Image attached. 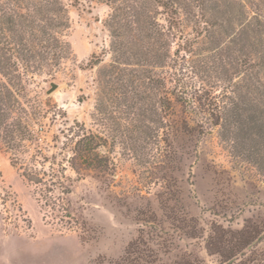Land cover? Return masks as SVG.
<instances>
[{"label":"rangeland","instance_id":"obj_1","mask_svg":"<svg viewBox=\"0 0 264 264\" xmlns=\"http://www.w3.org/2000/svg\"><path fill=\"white\" fill-rule=\"evenodd\" d=\"M0 180V264H264V0H0Z\"/></svg>","mask_w":264,"mask_h":264},{"label":"trees","instance_id":"obj_2","mask_svg":"<svg viewBox=\"0 0 264 264\" xmlns=\"http://www.w3.org/2000/svg\"><path fill=\"white\" fill-rule=\"evenodd\" d=\"M27 130V129H26ZM20 133L22 132V129H18ZM23 137V136H22ZM27 139V138H26ZM100 145V143L97 141V137L82 131V134L76 138L73 147L71 148L72 156L68 157V161L70 163V167L73 170L78 169L77 160H80L81 163H83V169H94V170H105V160L99 155L98 152H96L97 146ZM26 157L19 158L17 157L15 161H12V163L18 162V168L21 172V175L30 183L36 184L37 186H40V198H43V205L44 206H50L54 207L57 203L58 198L51 196L52 187L56 186V184H59L61 186V181H58L56 179L52 180L53 177H55L56 171L51 170L52 168L49 167V172H45V170L38 169L37 166H35L33 163L31 165H28V163L24 160ZM32 159V158H31ZM28 161V160H27ZM40 172L43 175L51 176L48 181H46L40 174ZM55 172V173H54ZM60 177H64V169L60 167ZM43 189V190H42ZM61 193L63 195H66L71 192V190L66 186L62 188ZM63 197H61L62 199ZM0 209L1 211L5 212L6 214H9L10 209L13 211H17L21 214V205L17 201V198L13 191L9 187L3 186L0 180ZM67 213V212H66ZM22 215V214H21ZM20 215V216H21ZM69 213L66 214V217H69ZM19 215H15V218L22 219ZM10 216H5V218H8ZM152 218V216H150ZM88 239V237L81 236V240ZM133 244H129L127 248L123 251V255L120 257L119 260L115 261V264H149V261L146 258H143L144 256L141 254V256L137 257L133 254ZM230 255L233 254V252L228 253ZM183 264H192L188 260L185 261Z\"/></svg>","mask_w":264,"mask_h":264},{"label":"crops","instance_id":"obj_3","mask_svg":"<svg viewBox=\"0 0 264 264\" xmlns=\"http://www.w3.org/2000/svg\"><path fill=\"white\" fill-rule=\"evenodd\" d=\"M50 252H51V254L42 255V256L43 257H46V256L51 257V255H52V257L55 256V258H56V256H60L61 259H59V260L55 259V260L50 261V260H46L45 258H43L41 260L42 263H46V264H74V260H73L74 254L72 253L71 250H68V249H66V250H53V251L51 250ZM54 254H56V255H54Z\"/></svg>","mask_w":264,"mask_h":264},{"label":"water","instance_id":"obj_4","mask_svg":"<svg viewBox=\"0 0 264 264\" xmlns=\"http://www.w3.org/2000/svg\"><path fill=\"white\" fill-rule=\"evenodd\" d=\"M56 87H57V84L54 83V82H52V83L50 84V88L48 89V92H51V91L54 90Z\"/></svg>","mask_w":264,"mask_h":264}]
</instances>
